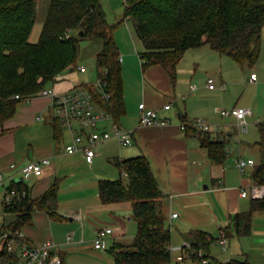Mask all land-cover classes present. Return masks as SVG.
Instances as JSON below:
<instances>
[{"label":"crops","instance_id":"0c3cea01","mask_svg":"<svg viewBox=\"0 0 264 264\" xmlns=\"http://www.w3.org/2000/svg\"><path fill=\"white\" fill-rule=\"evenodd\" d=\"M115 39L121 54L126 110L119 124L134 131L132 145L120 147L114 139L101 142L95 146L92 163L87 161L84 150L68 153L66 147L72 143V134L62 126L60 138L55 137L50 123L54 119L52 100L46 96H35L22 102L12 117L0 123V172L13 178V182L23 181L32 198L40 197L55 182L58 184L56 206L52 210L36 209L22 232L33 244L53 240L54 251L61 255L64 264H117L109 249L116 242L130 244L138 232V223L132 217V201L104 203L101 200L99 182L124 176L116 161L144 155L164 194L162 210L172 233V252L176 254L173 264L179 263L181 252L178 247L187 242L185 234L196 229L205 231L212 240L207 250L212 258L219 261L247 259L252 264H264V210L253 212L249 235H238L233 231L227 236L224 231L236 213L252 208L253 198L243 196L242 191L250 192L256 184L251 178L254 165L242 174L236 159L250 158L257 163L262 157L258 143L264 141V96L259 88L264 84V68L260 69V75L256 73L255 80H251V75L248 78L249 83L257 87V92L251 104L246 105L251 110L247 119H251L253 129L249 127L244 132L234 117L218 116L222 109L216 104L225 103L223 93L227 89V81L223 78L214 88L207 86L211 103L205 102L201 110L197 109L201 99L197 91L201 83L193 81L197 70L184 65V59L188 51L203 46L185 52L177 67L176 79L172 80L163 66H144L136 46L134 52L117 37ZM124 67H129L130 72ZM60 75V81L49 85L59 92L93 83L99 76L96 64L85 73L76 69ZM191 85L196 88L192 89ZM142 103L158 110L167 124L142 125ZM168 103H172V107L167 110L164 106ZM41 115L45 116L44 120L38 118ZM230 118L232 121H227ZM199 119L212 124L209 132L214 138L217 135L225 138L228 155L223 162H213L208 149L201 145L200 136L182 128V124ZM106 126L110 127V124ZM43 158H48L49 163L43 166L41 176L22 178L21 170L26 164ZM6 209L4 189L0 186V229L7 228L17 217L16 213ZM173 213L178 216L173 218ZM102 227L113 230L105 250L94 247ZM222 234L227 239L226 249L218 241ZM184 264L195 263L187 259Z\"/></svg>","mask_w":264,"mask_h":264},{"label":"trees","instance_id":"16d2710c","mask_svg":"<svg viewBox=\"0 0 264 264\" xmlns=\"http://www.w3.org/2000/svg\"><path fill=\"white\" fill-rule=\"evenodd\" d=\"M126 18L133 20L137 37L144 44L140 57L144 66L161 65L176 79L177 67L185 52L209 45L240 63L253 64L260 56L264 27V0H124ZM36 0H0V123L12 117L19 104L29 101L65 71L79 66L80 40L99 37L103 40L95 64L110 99L93 83L81 86L91 91L100 108L113 114L120 123L125 114L122 63L120 50L101 0H51L47 16L35 43L29 40L36 19ZM83 32V35L81 34ZM68 35V36H67ZM19 98H16V96ZM58 139L61 122H50ZM201 138L209 157L223 162L227 143L188 125ZM262 157L254 164L251 178L264 185V141L258 143ZM122 174L119 179L99 182L100 198L104 203L132 201V217L138 232L130 244L116 242L109 249L117 264H173L172 233L162 210L164 194L159 187L149 160L144 156L116 161ZM25 197L7 211L17 214L7 228L22 230L36 209L56 206L58 184L55 182L44 194L32 198L23 181L12 184ZM264 210V197L252 199V208L238 212L224 228L226 235L235 232L249 235L253 212ZM191 247L184 259L200 264H252L247 259L219 261L207 252L211 239L205 231L191 230L185 234ZM202 250V255L199 251ZM184 264V263H178Z\"/></svg>","mask_w":264,"mask_h":264},{"label":"built area","instance_id":"2783aa9c","mask_svg":"<svg viewBox=\"0 0 264 264\" xmlns=\"http://www.w3.org/2000/svg\"><path fill=\"white\" fill-rule=\"evenodd\" d=\"M77 70L85 73L88 71V68L85 65H79ZM250 78L251 80H255L257 78L256 72H252ZM60 80L61 75L56 76L53 84ZM93 84L101 89L102 98L107 100L111 98V92L105 90L106 83H103L99 76ZM208 86L210 88L215 87L212 78L208 80ZM191 88L195 89L196 85H191ZM221 88L224 89L225 87L222 86ZM36 96L51 98L53 108L52 117L58 119L62 126L71 132L73 138L72 143L67 145L66 151L68 153H74L84 150L89 163H92L96 155L95 146L101 142L114 139L120 147H129L134 142V131L115 122L113 114L100 108L94 94L81 85L69 92H59L54 87H45ZM16 98H19V96L17 95ZM171 107L172 103L164 106L167 110ZM140 110V123L142 125L167 124V120L160 117L158 110L148 108L144 103L140 104ZM220 112L222 116L234 117L241 131H248L249 123L247 117L251 115L250 109L235 106L229 110L222 109ZM38 118L44 120L45 116L41 115ZM107 124H110V127L106 126ZM188 125L204 132L211 130V125L200 119L184 123L182 124V128L186 129ZM216 138L225 141V138L221 136L217 135ZM48 163V158L29 162L21 170L22 178L29 179L32 176H41L43 166ZM254 164L255 161L250 158L239 157L236 159V165L242 174H245L247 168ZM12 182L13 178H7L0 172V186H3L4 189V205L6 208L11 207L26 195L13 187L11 185ZM242 195L250 196L253 199H261L264 197V185L255 184L252 186L250 192L243 190ZM177 216V213H173L172 215L173 218ZM112 233V228H100L94 241V247L101 250L107 249L109 247L108 239ZM218 241L226 249L227 239L224 234L221 235ZM55 246L56 244L51 239H46L39 244H33L28 240L22 230L3 228L0 229V264H64L61 255L54 251ZM190 247L191 245L188 241L178 247L181 252V255L178 257L179 263L186 261L184 259ZM172 250L173 248H171ZM199 254L202 255V250L199 251Z\"/></svg>","mask_w":264,"mask_h":264},{"label":"rangeland","instance_id":"374dc122","mask_svg":"<svg viewBox=\"0 0 264 264\" xmlns=\"http://www.w3.org/2000/svg\"><path fill=\"white\" fill-rule=\"evenodd\" d=\"M50 2L51 0H36V19L29 38V40L33 43L39 40ZM101 2L106 12L108 22L110 23V25L116 26L114 27L115 38L117 37L120 42L128 48H132L134 52L135 46L137 47L139 52H142L144 49V44L137 37L133 20L130 17L126 18V7L124 0H101ZM79 44L80 56L78 59V63H83V65L87 66L88 70L90 69V67L91 69H93L95 66L96 54L101 50L103 40L99 37H87L82 38ZM196 61L200 64H198ZM194 63H196V65ZM184 65H190V67H193L194 71L195 69L197 70L196 74H193V81H196V83H201L197 91L201 94V99L199 100L197 106L198 110L202 109V106L205 102H207V104L211 103L208 101V99L210 98V91L207 88V82L210 77L214 80V84L216 86L220 84L221 78L227 81V89L223 93L225 103L221 104L220 102H217L216 106L218 108L228 110L233 108L234 106L248 108V106L246 105H248L249 103L251 104V99H255L254 94L257 92V87L252 86L249 83L248 78L251 75L252 71L259 73L260 75V69L264 68V33L261 35L260 56L253 64L240 63L231 56L227 54H221L213 50L209 45H205L201 49L188 51L187 57L184 59ZM204 68L205 72H203ZM124 69L126 68L124 67ZM126 70L130 72L129 67ZM68 72L69 71H65L64 73ZM236 82L238 84L234 85V83ZM49 85L47 87H51ZM260 87L261 88L258 87L259 92L264 96V84H262ZM175 109L177 110L178 108L175 107ZM218 116L219 118L223 117L220 114V111L218 113ZM200 120H203L205 123L212 125L205 119ZM227 121H232V119H227ZM253 122L257 124V122H255L254 120ZM248 123L249 125L251 124L250 118H248ZM249 127H251V125ZM251 129H253V127H251ZM241 134H244V132H241ZM255 157L257 159V156ZM123 177L126 179V176ZM172 255L173 259L175 260V252H172Z\"/></svg>","mask_w":264,"mask_h":264},{"label":"water","instance_id":"95a60500","mask_svg":"<svg viewBox=\"0 0 264 264\" xmlns=\"http://www.w3.org/2000/svg\"><path fill=\"white\" fill-rule=\"evenodd\" d=\"M81 34L83 35V32H81ZM21 180V179H20ZM200 264H214L212 260H207V261H204Z\"/></svg>","mask_w":264,"mask_h":264}]
</instances>
